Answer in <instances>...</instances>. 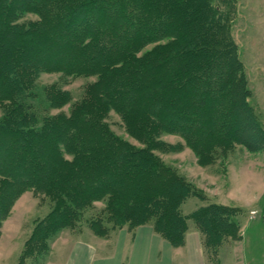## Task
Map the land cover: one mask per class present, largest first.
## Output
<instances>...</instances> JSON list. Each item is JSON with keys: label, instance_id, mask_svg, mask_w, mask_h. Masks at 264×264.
Segmentation results:
<instances>
[{"label": "trees", "instance_id": "trees-1", "mask_svg": "<svg viewBox=\"0 0 264 264\" xmlns=\"http://www.w3.org/2000/svg\"><path fill=\"white\" fill-rule=\"evenodd\" d=\"M229 2L220 0L221 10L214 0H0V222L25 192L50 201L22 259L48 251L50 238L74 231L97 203L103 208L86 223L103 238L149 225L180 248L194 229L208 264H220L225 244L239 241L240 208L210 201L156 154L186 146L210 162L216 150L252 147L237 130L240 114L255 121ZM28 14L38 20L21 22ZM57 29L65 57L45 62L35 43L45 39L47 48ZM44 71L96 80L69 114L40 115L34 89ZM47 91L48 108L71 102L68 92ZM215 97L217 112L208 115L203 103ZM112 111L136 145L102 122ZM214 114L231 128L212 124ZM167 134L183 143L164 141ZM191 198L196 206L184 211Z\"/></svg>", "mask_w": 264, "mask_h": 264}, {"label": "rangeland", "instance_id": "rangeland-1", "mask_svg": "<svg viewBox=\"0 0 264 264\" xmlns=\"http://www.w3.org/2000/svg\"><path fill=\"white\" fill-rule=\"evenodd\" d=\"M214 3L222 10L220 0H214ZM229 3L230 36L237 47V57L247 80L250 95L246 103L255 121L254 127L251 121L245 120L246 117L240 114V126L237 130L242 138L252 141V147L234 144L216 150L214 159L210 162L199 161L186 146L173 153L156 154L203 192L210 201L240 208L241 212L236 219L240 224V239L238 242L225 244V249L220 252V264H264V0H230ZM37 20L35 15L28 14L21 22ZM62 33L65 32L60 29L49 32V37H54L55 42L47 48L45 39L35 43L45 62L48 59L53 60L54 56L64 59L66 50L63 41L66 36ZM42 41L44 42L41 43ZM95 80L96 77L92 75L80 74L73 77L55 71L41 72L35 79L34 92L37 97L33 104L43 112L40 114L37 109L36 113L50 116L69 114L73 105L83 99L88 85ZM47 89V92L52 90L50 93L54 90L68 92L71 102L60 109L48 108L49 105L44 100ZM216 99L215 97L214 103L209 105L203 103L208 115L217 112ZM213 117L212 124L215 126H220L223 122L231 128L229 118L217 114ZM101 120L114 134L125 137L136 145L129 138L119 114L108 112L101 116ZM231 132L234 133V130ZM206 134L207 130L201 135L206 138ZM161 138L173 145L183 143L178 135L167 134ZM49 202L46 197L34 195L32 192L21 194L14 202L7 217L0 222V264H71L74 259L87 257L86 253L81 255L80 252L86 249V245L93 246L98 254H105V248L101 249L98 245H104L109 240L108 237L93 234L86 223L87 219L103 208L101 203H97L85 211L80 228L77 227L74 231L63 230L50 238L48 251L37 257L28 256L25 260L22 259L25 242L37 221L49 212ZM196 204L197 200L191 198L184 205V211L192 210Z\"/></svg>", "mask_w": 264, "mask_h": 264}, {"label": "crops", "instance_id": "crops-1", "mask_svg": "<svg viewBox=\"0 0 264 264\" xmlns=\"http://www.w3.org/2000/svg\"><path fill=\"white\" fill-rule=\"evenodd\" d=\"M108 239L104 245H98L105 248V254H98L93 246L86 245V251L80 252L87 257L74 259L71 264H208L200 234L194 229L186 234L184 246L180 248H173L149 225L138 227L132 233L126 228L116 229Z\"/></svg>", "mask_w": 264, "mask_h": 264}]
</instances>
